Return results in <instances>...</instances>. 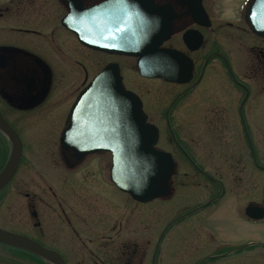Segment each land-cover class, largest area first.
Segmentation results:
<instances>
[{"label":"flooded vegetation","instance_id":"flooded-vegetation-1","mask_svg":"<svg viewBox=\"0 0 264 264\" xmlns=\"http://www.w3.org/2000/svg\"><path fill=\"white\" fill-rule=\"evenodd\" d=\"M108 1L77 0L80 10L72 0H0V112L24 147L15 176L0 191V228L59 253L66 264H148L156 234V264L170 247L176 252L185 245L193 246L181 264H264V165L256 147L261 138L253 133L257 109L264 104V37L246 21L250 0H148L151 6L144 12L151 26L171 33L156 48L157 62L167 72L158 78L140 74L138 57L89 46L73 22H64L77 11V25L84 29L88 11ZM93 15L87 27L100 36L101 13ZM112 66L118 67L123 87L142 100L147 122L158 128L156 148L175 162L169 194L153 202L175 198L178 207L157 223L148 219L145 208L153 202L141 203L113 182L111 152L81 154L62 145L75 102ZM141 80L158 82V93L148 98L150 91L139 89ZM98 102L89 100L81 109L108 108ZM5 109L21 115L60 111L39 139L46 141V153L28 167L25 131ZM6 138L0 131L1 156ZM207 162L222 164L208 168ZM0 163L1 172L5 163ZM28 168L40 176L22 174ZM43 168L48 176L51 168L59 173L60 184L52 177L42 180L47 177ZM189 177L204 191L185 197L191 205L182 206L179 190ZM8 204L24 205L29 217L16 208L10 217ZM219 212L221 220L242 222L247 233L226 228L217 235L209 222ZM193 217L200 218L196 225L202 222L196 244L187 240L188 234L171 239L177 224ZM0 264L51 263L0 242Z\"/></svg>","mask_w":264,"mask_h":264},{"label":"water","instance_id":"water-1","mask_svg":"<svg viewBox=\"0 0 264 264\" xmlns=\"http://www.w3.org/2000/svg\"><path fill=\"white\" fill-rule=\"evenodd\" d=\"M72 1L76 9L79 7L83 10L77 0ZM148 6H151L148 0H110L88 11L91 16L84 20L87 26H92L93 18H96L93 17L94 13H101L100 36L95 35L87 26L83 29V24L77 25V11L64 22L69 26L73 22L71 27L89 46L138 57L140 74L158 78L167 72L157 62L156 48L171 33L166 30L160 32L157 26H151V18L144 12ZM253 11H261L260 0L249 1L246 21L254 33L264 37V21L259 15L253 16ZM109 13L112 14L109 16ZM87 99V102L100 99L97 106L108 108L81 109L87 105ZM147 120L142 100L123 87L118 67H108L75 102L70 113L69 128L62 137V145L64 149H73L81 154L111 152L112 180L116 186L135 200L150 203L169 194L175 162L171 154L156 148L159 130ZM0 131L11 143L8 160L0 172L1 191L15 176L24 147L20 135L1 112ZM0 242L35 252L51 264H66L59 253L26 236L2 228Z\"/></svg>","mask_w":264,"mask_h":264},{"label":"rangeland","instance_id":"rangeland-1","mask_svg":"<svg viewBox=\"0 0 264 264\" xmlns=\"http://www.w3.org/2000/svg\"><path fill=\"white\" fill-rule=\"evenodd\" d=\"M241 0H235V3L238 4ZM139 89L140 90H149L150 93L148 94V98L154 93H158L159 91V84L156 81H143L141 80L139 82ZM205 91H200V97L201 99L205 98ZM153 98V96H152ZM152 98L150 100H152ZM264 106V104H263ZM261 106L260 109H257V124L255 126V128L253 129V133H255V136L258 138H261L260 141V145L258 144L257 147V151L258 154L260 155L259 159L261 164L264 165V107ZM157 109H163L162 105L159 106ZM6 113L9 116V119L11 121H13L15 124L19 125L20 127H22L23 131H25V138H26V143H27V149H26V158L24 161V164L28 167L29 163L31 162L32 159L37 158L40 155H43L45 152L44 148L46 146V141L45 140H39L41 138H45V135L43 134V132L46 133L47 129L51 126L52 122H53V118H54V114H58L60 111H57L54 114H49L48 113H44L43 110L45 109H38L36 111H34L33 113H30L28 115H21L19 113H16L14 111H9L8 109H5ZM237 111V109H232ZM42 111V112H40ZM42 113V114H41ZM57 122V121H54ZM19 127V128H20ZM21 130V128H20ZM238 132H241V130H237ZM51 148V147H50ZM241 148V147H240ZM243 148V147H242ZM244 150L245 152H247V145H244ZM11 151V145L8 142L7 138L5 139L4 142V154L3 156L0 155V162L2 163H6V161L8 160L9 154ZM50 151V150H49ZM33 155H35L33 157ZM3 158V161H2ZM47 163V162H46ZM208 168H213L216 166H221V162H207L204 163ZM3 165V164H2ZM1 163H0V168L2 167ZM50 172V176H48L45 171L44 168L41 169V173L44 176L45 174L47 175V177L42 178V180H45V182H47V178H51L54 180V182L57 184H60V182L58 181V179H61L60 174H56L54 173L55 170L51 168ZM45 173V174H44ZM22 174L25 175H30V176H40V171L37 170L35 173H33L31 171V168H28L25 172H23ZM264 176V175H262ZM193 177H189L186 179V187L183 189L179 190V193L181 194L180 197V204L179 205H191V201L190 200H185L184 198L187 196L192 197L193 195H195L197 192H203L204 190L201 187H197L199 184L198 181L192 179ZM200 181H203L202 179ZM39 185H43L44 183L40 180L39 178ZM194 184V185H193ZM193 188V186H195ZM204 198L206 199V197L204 196ZM176 199L172 198L168 201H155L152 204L148 205L147 207H145L148 210V214L149 217L148 219L150 221H152L153 223H157L158 219L161 218H168L167 216H172L173 209H177L178 205H176ZM22 203V201H21ZM13 205L8 204L5 205V213H8V215L11 217L13 215L12 211L14 210L13 208H16L15 210L17 212H20L21 215H23V213H25V215L27 216V218L29 217V213L28 210H26L25 206L22 205L23 207H11ZM144 208V207H142ZM162 212L164 213V215L162 214ZM218 216L217 218L215 217L214 219H212L209 222V226L211 228H214L216 230V234L220 235L221 233L225 232V229L227 228L229 233H237V235L242 234L241 230H245L246 228L244 226H242V222L239 223L238 221L234 220V223H228L224 220H221V215L220 212L216 215ZM203 217V216H202ZM20 218V217H18ZM22 219V218H20ZM197 219H200L199 217H193L191 219L186 220L184 223L181 224H177V227L175 228V232L173 231L171 236H173L171 239L174 238V236L176 235H183V234H188L187 240H190L192 243L196 244L195 241L196 239H200V229H201V225L202 222L200 220L199 223H201L200 225H196V221H198ZM5 220L7 221L6 217ZM8 222V221H7ZM236 223V224H235ZM208 226V227H209ZM231 227L233 230H231ZM264 228V227H263ZM231 230V231H230ZM190 231V232H188ZM202 231H204V229L202 228ZM245 232L247 233V230H245ZM244 233V232H243ZM157 234L153 236V245L150 247V257L148 260V264H156V257L155 256V252L153 254V250L155 248V245L157 243ZM246 236V235H244ZM203 237V234H202ZM261 239L264 240V236L262 235ZM176 240V239H175ZM173 240V241H175ZM218 240V239H216ZM171 241V242H173ZM170 242V243H171ZM169 243V244H170ZM193 246V245H192ZM192 246H190L189 248H191ZM187 245H185V247L182 246L181 249L176 250L173 247H170L168 252L163 255L160 258V264H181V259L183 258V261H185L186 257L183 256V254H185L187 252V249H189ZM152 251V253H151ZM178 256L180 258V260H178Z\"/></svg>","mask_w":264,"mask_h":264},{"label":"snow or ice","instance_id":"snow-or-ice-1","mask_svg":"<svg viewBox=\"0 0 264 264\" xmlns=\"http://www.w3.org/2000/svg\"><path fill=\"white\" fill-rule=\"evenodd\" d=\"M260 4H261V11L259 13L256 11H253L252 14H253V16L259 15L260 19L262 21H264V0H260ZM138 14H140V13H138Z\"/></svg>","mask_w":264,"mask_h":264}]
</instances>
